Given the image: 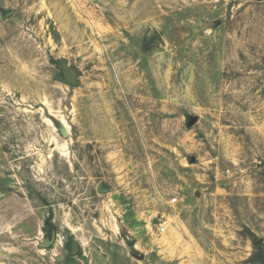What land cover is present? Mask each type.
I'll return each instance as SVG.
<instances>
[{
    "label": "rangeland",
    "instance_id": "obj_1",
    "mask_svg": "<svg viewBox=\"0 0 264 264\" xmlns=\"http://www.w3.org/2000/svg\"><path fill=\"white\" fill-rule=\"evenodd\" d=\"M259 243L264 0H0V264H252Z\"/></svg>",
    "mask_w": 264,
    "mask_h": 264
},
{
    "label": "water",
    "instance_id": "obj_2",
    "mask_svg": "<svg viewBox=\"0 0 264 264\" xmlns=\"http://www.w3.org/2000/svg\"><path fill=\"white\" fill-rule=\"evenodd\" d=\"M60 66H61V68L63 70V76L59 77V79L62 82L66 83V84H68L70 86H74V87L78 86L79 85V81L77 79L76 71L73 68L67 66L66 64H61ZM62 131H63V134L65 136L69 135V133H68L66 128H63ZM99 191H102V189L100 187H99ZM156 221H158V220H156ZM56 237H57V232L54 230L52 232L51 239H44L43 242L40 243V246L42 248L51 247L55 243ZM73 243H74V246L76 248L75 252H77L79 250V243L75 239H73Z\"/></svg>",
    "mask_w": 264,
    "mask_h": 264
},
{
    "label": "trees",
    "instance_id": "obj_3",
    "mask_svg": "<svg viewBox=\"0 0 264 264\" xmlns=\"http://www.w3.org/2000/svg\"><path fill=\"white\" fill-rule=\"evenodd\" d=\"M46 224L49 225L52 229L55 228V225L53 223V213L52 212L47 217ZM263 246H264L263 243L257 244V248H261ZM248 262H250L252 264H256V263L264 264V251L262 250V252H260V253H257V252L253 253L251 255V257L248 259Z\"/></svg>",
    "mask_w": 264,
    "mask_h": 264
},
{
    "label": "built area",
    "instance_id": "obj_4",
    "mask_svg": "<svg viewBox=\"0 0 264 264\" xmlns=\"http://www.w3.org/2000/svg\"><path fill=\"white\" fill-rule=\"evenodd\" d=\"M176 200H177V198L175 197V198L173 199V201H176ZM161 229H162V231H163V230H165V227H164V226H162V228H161Z\"/></svg>",
    "mask_w": 264,
    "mask_h": 264
}]
</instances>
